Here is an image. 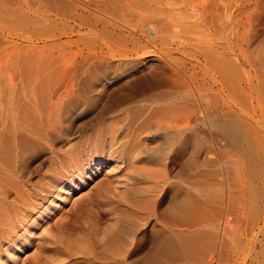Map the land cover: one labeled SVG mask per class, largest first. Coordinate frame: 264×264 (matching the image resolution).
<instances>
[{
  "label": "rangeland",
  "instance_id": "obj_1",
  "mask_svg": "<svg viewBox=\"0 0 264 264\" xmlns=\"http://www.w3.org/2000/svg\"><path fill=\"white\" fill-rule=\"evenodd\" d=\"M143 1L135 0L131 9L121 6L123 15L116 9L110 14L114 26L103 27L93 18L97 15L94 8L84 17L72 8V0H0V96L5 91H19L20 95L22 91H41L42 98L45 91H107L102 105L72 113L71 139L55 144L58 153L68 147L85 148L96 141V135L102 136L98 140L106 138L114 128L128 127L124 135L129 133L124 151L118 153L121 165L115 164L107 149L106 153L95 154L103 159L101 168L80 183L75 180L67 194L64 190L58 196L47 193L56 185L53 181L61 178L58 172L62 166L58 168L57 163L66 162V154H60L64 157L58 160V155L50 158V152L43 151L32 159L26 175L34 185L33 193L41 197L25 219V228L32 225L33 230L28 228L30 232L22 240L23 226L17 230L20 237L1 257L0 264H148L158 235L169 238L170 246L156 264H264V160L260 164L255 156L249 160L238 149L239 141L224 133L232 128L238 136L248 131L264 151V0H171L168 7L155 0ZM225 3L229 10L226 22L222 15L214 17V8L221 10ZM160 6L172 11L168 17L176 22V28H171L180 31L181 40L185 36V53L173 50V40L158 37V20L168 15L158 14ZM119 21H128L129 25L119 27L126 24ZM213 27H228V57L238 75L230 82L228 96L222 94L223 100L211 94L209 99H202L199 92L214 91L213 78H209L213 72L198 50L203 38L223 44L222 35L214 36ZM40 51L43 53L38 56ZM100 56L103 59L94 65ZM175 60L177 64L172 63ZM63 62L69 66H62ZM122 91H127L123 95L130 97L129 103L135 101L125 117L110 118L105 109L118 105ZM128 91H183L177 97L185 122L192 107L196 108V152L191 155L190 148L178 152L179 139L187 138L189 132L180 135L156 110L170 109L177 97L170 102H158L155 97L139 102V94ZM205 105L209 108L206 113ZM139 131L145 140L137 146L135 136ZM135 156L139 161L132 163ZM81 159L84 162L87 155ZM163 162L167 163L169 184L156 191L158 194L148 195L143 192L148 187L145 180L150 183ZM174 188L180 191L171 193ZM144 199L150 202L147 209ZM184 199H197L204 209L191 207L181 217L180 211L171 215L170 211ZM51 200L53 204L49 205ZM39 212L44 214L42 219H37ZM171 225L177 227L172 232L168 230V226L174 227Z\"/></svg>",
  "mask_w": 264,
  "mask_h": 264
},
{
  "label": "bare ground",
  "instance_id": "obj_2",
  "mask_svg": "<svg viewBox=\"0 0 264 264\" xmlns=\"http://www.w3.org/2000/svg\"><path fill=\"white\" fill-rule=\"evenodd\" d=\"M134 1L135 0H92V2H89L88 0H72V3H73L72 8L75 11H77V10L80 11V13L82 12L81 14H83L84 17H87L88 15H90L89 10H92L94 8L95 9L94 11L97 13V15L95 14L94 17L93 16L92 17L94 18L96 23H103V27H104V24H107L109 26L110 20H112L111 16H110V14L112 12H115V10L118 9V12L122 13L121 15H123V12L119 11V9L123 10V8H124V10H125L126 7H128V9H131L136 4ZM136 1L139 2V0H136ZM141 1H143V0H140V2ZM155 1L157 3H159L160 5L165 4L167 7L172 5V3L170 2L171 0H155ZM93 2H94V4H92ZM199 2H200V0H199ZM143 3H144V1H143ZM190 3H191V1H190ZM132 4H134V5L132 6ZM168 4H170V5H168ZM187 4H188V2H187ZM137 5H138V3H137ZM121 6L122 7L125 6V7L122 8ZM177 6H179V3ZM191 6H193V5H191ZM129 7H131V8H129ZM160 7H158V8H160ZM163 7H161V9H160L161 11H159L157 9L159 11V12L157 11L158 14H160V15L161 14H168V13L170 14L172 12V11H170L169 8L168 9L170 12L168 10L165 11V8H163ZM69 8L71 9L70 6H69ZM177 10H178V8H177ZM177 10L174 12H177ZM71 11H72V9H71ZM71 11H70V13H71ZM126 11H127V9H126ZM153 12H152V14H153ZM178 12H180V11H178ZM228 12H229L228 5L225 3L224 7L221 10H219L216 7L214 8V17L218 18L219 16L221 17V15H222L223 19L226 22V20L228 18ZM75 13L77 16V12H74V14ZM92 13L93 12H91V14ZM130 13H132V12H130ZM169 14L165 17H163V16H162V18L160 17L161 20L160 19L158 20L160 23V26H159L160 30L158 32L159 33L158 37L159 38L161 37L162 40H164L166 38H167V40L170 39V41L173 40L174 41L173 42L174 47H175L173 50L176 51L177 53L184 52L185 42H187V40L185 41V39H186V38H184L185 36L181 40V38H180L181 36L179 37V35L181 34L180 31L178 32V31H175V29L171 28L172 26H175V28H176V25H174L176 22L173 23L172 18L168 17ZM149 15H151V14H149ZM118 16H119V14H118ZM130 16H131V14H130ZM140 16H142V15H139L138 17H140ZM84 17H82V18L84 19ZM114 17H116V16H114ZM178 17L180 18L179 13H178ZM73 18H75V17L73 16ZM79 18H81V17H79ZM142 18H144V16ZM153 18L155 21L156 20L155 17H153ZM224 20H223V22H224ZM114 21L110 25L114 26L113 25ZM174 21H175V19H174ZM119 22H121L122 24L126 23V21L125 22L119 21ZM127 23H128V21H127ZM127 23L123 24L122 26H119V25L118 26L124 27V26L129 25V23L128 24ZM180 23L181 22H179V24ZM135 25H136V23H135ZM189 25H191V24L189 23ZM154 26H156V24ZM221 27H222V25H221ZM128 28H129V26H128ZM191 28H192V26H191ZM201 28H202V26H201ZM227 28H219V27H216V29H215V27L212 28L213 32H214V36L219 35V34L222 35L223 44H217L216 42H214V39L208 40L209 38H207V40L205 41L204 38L202 37L203 42L202 41L201 42L203 43L204 46L202 45V46H200V48H199V46L195 47V48H199L198 50H200L201 54L204 56V62H205V65L207 66V69L213 72L212 74L211 73H208V74H211V75H209L210 79L213 78L211 80L212 81L211 82L212 83L211 90H214V91H206V90L205 91H199V92H201L202 99L205 97H206V99L207 98L209 99L208 96L210 94H211L210 97H213V98L215 96H218V97L221 96L220 98L222 99V94L225 97H227L229 94V91H227V90H230L232 88V87L231 88L229 87V85L232 86L230 84V82L233 83L234 81L232 80V78H234V76L237 75L236 72L234 73L235 68L232 66V63L228 57V54L230 52L228 50L229 49L228 46L230 47V45H228V43H230V42L228 39V29ZM143 29H145V27ZM123 32H124V30H123ZM143 32H145V31H143ZM154 32H157V31L154 30ZM198 32H199V30H198ZM139 33H141V32H139ZM129 34H127V35L129 37H132V36H130L131 34L130 35ZM156 34L157 33H155V34L153 33L154 36ZM198 34H200V33H198ZM185 35H186V33H185ZM200 36H201V34H200ZM211 36H213V35H211ZM155 37L158 38L157 35ZM167 40H165V41H167ZM192 42H194V41L192 40ZM170 43L171 42H169L168 44H170ZM173 43H171V45H173ZM199 44H200V41H199ZM65 45H66V43H65ZM188 45L186 44V46H188ZM185 49H186V47H185ZM42 53H43V51H40V52H38L37 55L41 56ZM182 55H183V53H182ZM101 56H100L101 59L94 60V65H96L97 63H99L103 59V57H101ZM174 59L172 58V60H174ZM177 59L179 60V63H180L181 58H177ZM177 61L175 60V62L173 61L172 63L177 64ZM58 64H59V62H58ZM64 64L65 63L63 62L62 66H65ZM180 65H182V64L180 63ZM192 65L194 67L197 66L195 64H192ZM205 65H203V67H206ZM208 65H210V66H208ZM66 66H69V65H66ZM213 66H214V68L211 69ZM59 70H61V69H59ZM54 71H58V70L55 69ZM193 71H195V70L193 69ZM60 72H62V71H60ZM211 76H212V78H211ZM237 77H238V75H237ZM207 81H209V80L207 79ZM204 82H206V80ZM228 88H230V89H228ZM22 92H23V94L20 95L19 91H5V93H3L0 96V263L2 261L1 257L8 251V249L10 248L12 243L15 242L16 238L20 237L18 235V233H16L17 230L21 226H23L22 229L24 231L25 236H22V238L20 240H22L23 238H26L27 232H30V230L31 231L33 230L31 228L32 225L30 227L28 226L27 228H25V226L27 224V223H25V219H27V215L32 211V209L33 210L36 209V206L38 205V202L41 199V197H37L36 193L35 194L33 193L34 191H32V188L34 185L32 186L30 184L26 173L28 174V170H29L28 165L35 156H37L38 154H40L43 151L44 152L48 151L51 154L50 158L57 157V155H58L57 158H58V160H60L59 156L64 157L63 155L66 154L65 155V156H67L66 162L64 160L58 162V163L65 162V164L60 165L57 163L58 168H59V166H62L59 168L60 171L58 172V174H60L59 176H61V178L56 180V181H53L56 185L54 187L50 186L48 188L49 191L47 192V193H51L52 196H53V194H55V196H58L61 190H64L65 194H67V192L71 191L72 184L74 183L75 180L77 183H80L81 181L84 180V177L88 178L95 171H97L98 169L101 168V166L103 164V162H102L103 159L100 157H96L95 154L104 153V152L106 153L105 150L107 149V152L112 154V156H114L115 159L113 158V160H115V164L120 163L117 165H121L123 163V161L120 158L121 155L118 156V153L121 151H124L123 148L127 144L126 138L129 136V133H126V135H124V131L128 130V127L124 128V129H122L121 127L120 128H114V129H111L107 133L106 138H104L105 137L104 136L103 139L100 138L98 140V138L102 137V136L98 137V135H96L97 136V139L95 138L96 141L92 142L91 144L89 143L88 146L85 145L84 146L85 148H79L77 150V149H73V148L70 149V147H68V149H66L65 151L58 153L54 149L55 144L58 141L60 142V140H62V139H65V141L68 140V143H69V140L71 139L70 138L72 136L71 132L73 131L72 130V124L73 123L71 122V120H73V118L71 117V116H73L72 113H75L77 111H78V113H81L82 110L80 111L79 109L82 107H85L87 109L89 107L92 108V106L94 104L95 105L99 104V106L102 105L104 103V101H103V95H105L104 92L106 93L107 91H45V92L42 91L44 93L43 98H42L41 91H38V92L22 91ZM124 92H127V91L121 92L122 97L118 101L117 106H115V105H114V107L107 106V108L105 109V114L109 115L110 118L114 117V116L118 117V115H121V114H122L121 116L125 117V114H126L125 111H127L128 107L135 101V100H133L132 103H129L131 101L130 97L123 95ZM180 92H183V91H150L149 93H146V91H128V94H132V93H134L136 95L139 94L138 95V96H140L139 102H145V101H148L154 97L156 98V101H158V102L165 101V99H166V101L170 102V99H172V97H174V96L175 97L179 96L177 93H180ZM188 92H192V91H188ZM195 92H197V91H195ZM207 93H209V94H207ZM36 94H37L36 99H33L32 96L36 95ZM215 98H217V97H215ZM175 99H176L175 102L170 106L171 108L169 107L170 109H166L165 107H161V108L156 109V110L160 111L159 115H162V118H163V120H165V123L168 126L174 128V130L177 131V133H179L181 135V134L189 132L188 133L189 135L187 136V138H184V140L178 138L179 139L178 152L180 154H182V153H184L185 148H190L191 149L190 153L192 155L197 150V148L195 147V144L197 142V138H196L197 135H196V131L194 130L196 127V123H197L196 121H198V119L195 116V113H196L195 109L196 108L194 106L192 107L191 112H190V117L185 122L186 119H185V116L183 114L184 111L180 107V100L178 97ZM199 100H200V98H199ZM223 102H225V104H226L227 100L224 99ZM147 103H149V102H147ZM150 103H153V102L150 101ZM207 104H208V102H207ZM196 105L197 104H195V106ZM206 105H205V107H203V110H204L203 112H205L208 108V107H206ZM96 107H97V105H96ZM102 109H103V107H102ZM105 119H106V117H105ZM116 121H118V119H116ZM189 128H191V129H189ZM224 133L228 137L233 138L234 141H236V139L239 141V143L237 144L238 149L240 147L241 148L240 151L243 154L248 155L247 157L250 158L249 160H251V158H254V156L256 157V161L258 162V164H260L264 160V155H263L264 151L260 147V145L257 142L254 135L251 136V134L248 131H243L241 133V135L238 136L237 130L235 128H232L229 131H226ZM141 135H142V133L139 131V133H137L135 136L137 146L142 144L143 140H145V137L141 136ZM197 145H198V142H197ZM141 151H142V148L139 149V152H141ZM60 154H63V155H60ZM119 154H121V153H119ZM82 155H85V157L87 155V160H85L84 162L81 161ZM92 155H93V158H91L89 160L88 158H90V156H92ZM104 155L106 156V154H104ZM131 159L132 158L130 157L128 160V161H130L129 163H131V161H132ZM134 159L135 160H133L132 163H137L139 161V160H136L137 159L136 156L134 157ZM55 160H57V159H55ZM259 161H260V163H259ZM252 167H254V166H252ZM142 170L151 171L149 168H146V167H143ZM55 171H56V169H55ZM156 172H157L156 173L157 176L155 178L152 177L150 183L148 180H145L148 183V185H147L148 187H146V188L143 187L144 188L143 192H145L151 196L153 194L159 192L158 190L160 188L162 189V187H164V186L166 187V184H169L168 183L169 177H168L167 163L166 162L161 163L157 167ZM84 173H85V175H84ZM47 186H49V184ZM46 188H45V191H46ZM161 189H160V191H161ZM35 191L37 192V189ZM179 191L180 190H178V188H174L171 191V193L176 194ZM47 193H45V194H47ZM37 194L39 196L40 193H37ZM148 197L149 196H146L145 198H147V200L149 201ZM150 199H152V198L150 197ZM144 201H146V199H144ZM51 203L53 204V200L50 201L49 205H51ZM146 203H147L146 206L144 204L143 205L147 209V206L149 205L148 203H150V202L146 201ZM191 207H195V209H204L202 207V203L199 200H197V199L196 200L184 199V200H182L176 204V207L170 211V214L175 216V214H177L180 211V214L178 217H181L182 215L187 214L190 211L189 209ZM48 210H49V212H48V214H49L51 212L50 206L47 207V211ZM43 212L38 213L37 219L43 218V216H42ZM225 223H226V221H225ZM46 227H48V226H46ZM165 227H166V225H165ZM28 228H30V230H28ZM168 228H170L168 230L172 232V230L174 228L176 229L177 227L174 226L173 228H171L168 226ZM180 228H182V227H180ZM165 229L167 230V227ZM44 230L45 229L42 228L41 233H44L43 232ZM224 230H226V229L224 228L222 230L223 233L226 232ZM169 234L171 235V233H169ZM172 236H173V234H172ZM167 239H169V238H167L166 236H160V235L156 236L155 247H154L155 251L151 255V259L149 260L148 264H156V262H158V257L160 255H162V253L170 246ZM127 247H126V249H127ZM15 251H18V250H15ZM122 261H123V259H122Z\"/></svg>",
  "mask_w": 264,
  "mask_h": 264
}]
</instances>
